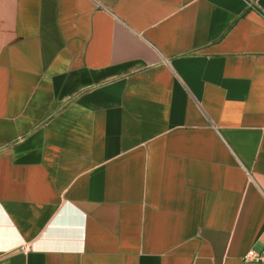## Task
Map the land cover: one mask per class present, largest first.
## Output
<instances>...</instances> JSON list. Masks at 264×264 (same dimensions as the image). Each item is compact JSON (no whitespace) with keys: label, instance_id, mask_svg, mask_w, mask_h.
I'll return each instance as SVG.
<instances>
[{"label":"crops","instance_id":"0c3cea01","mask_svg":"<svg viewBox=\"0 0 264 264\" xmlns=\"http://www.w3.org/2000/svg\"><path fill=\"white\" fill-rule=\"evenodd\" d=\"M264 0H0V264H264Z\"/></svg>","mask_w":264,"mask_h":264},{"label":"built area","instance_id":"2783aa9c","mask_svg":"<svg viewBox=\"0 0 264 264\" xmlns=\"http://www.w3.org/2000/svg\"><path fill=\"white\" fill-rule=\"evenodd\" d=\"M243 260L244 261H248V260L262 261L264 260V255L256 254L253 250H249L243 255Z\"/></svg>","mask_w":264,"mask_h":264}]
</instances>
